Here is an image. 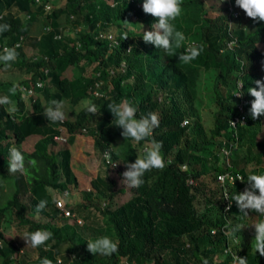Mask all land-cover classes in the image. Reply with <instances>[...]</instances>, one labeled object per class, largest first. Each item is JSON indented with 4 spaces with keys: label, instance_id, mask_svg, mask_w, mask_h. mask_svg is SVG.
<instances>
[{
    "label": "trees",
    "instance_id": "obj_1",
    "mask_svg": "<svg viewBox=\"0 0 264 264\" xmlns=\"http://www.w3.org/2000/svg\"><path fill=\"white\" fill-rule=\"evenodd\" d=\"M55 1L0 0V11H4L0 24L11 26L10 31L0 34V54L4 46L19 53L9 69L31 72L22 82L43 79L45 83L38 91L49 103L66 100L74 108L72 111L65 106L70 111L66 112L67 119L53 124L43 114L39 93L30 101L31 108L21 99L20 92L12 96L17 108L14 114L0 106V190H8L7 197L0 194V264H41L44 258L51 264H117L124 257L138 264H202V258H207L209 264H229L233 257L224 252L228 245L238 256L246 257L248 264H264V256L253 251L252 243L246 240L250 232H255L252 224L259 215L249 211L245 216L235 201L225 211L223 186L217 180L220 172H241L244 180L225 183L230 195L242 192L249 187L247 176L255 174L258 163L264 160V149L240 156L236 147L230 164L218 154L222 139H229L234 131L229 118L236 112V79L240 77L248 89L257 86L256 80H264V69L255 72L252 63L254 58L264 61V53L256 47L264 36V22L251 30L250 18L235 0L231 3L238 16L232 18V26L224 3L216 8V14L210 15L204 0H183V13L174 23L186 40L177 52L193 45H203L204 50L197 59L182 63L177 56L145 43L143 31H132L125 25V20L133 16L141 18L147 30L158 22L143 11L144 0H118L113 4L110 0H64L45 10L46 3ZM39 16L44 22L35 33ZM65 24L72 31H67ZM46 26L50 29L45 31ZM100 32H112L118 42L110 43ZM124 34L127 39H123ZM232 37L235 43L227 45ZM19 39L21 43L14 46ZM72 64L80 68L76 77L65 73ZM91 64L92 73L87 75L86 68ZM211 68L216 106L207 128L195 99L202 70ZM0 69L9 70L3 63ZM98 78L106 96L91 92ZM14 83L1 81L0 90L5 88L9 94ZM86 100L98 106L97 114L86 111ZM124 100L138 107L137 118L150 112L159 114L160 124L153 135L163 142L162 154L170 164L163 170L146 173L145 184L131 188L132 194L119 203L114 202L116 179L109 173L96 174L90 187L80 190L79 201L65 204L73 214L64 215L52 202L48 188L62 190L67 184H77L69 146L76 133H90L95 149L101 156L108 150L111 161L120 159L118 166L123 172L126 163L135 162L139 155L144 141H133L121 155L116 151L123 129L113 124L114 116L107 105ZM249 100L252 102L254 97L250 95ZM246 117L247 124L237 127L239 141H246L249 147L264 146V115L254 120L247 108ZM183 118H188L189 123L183 125ZM59 133L66 135V140L59 141L64 144L55 149L58 140L54 135ZM30 134L39 137L28 150L22 142ZM13 145L22 150L26 161L36 160V167L26 164L25 173H9V149ZM103 161L109 171L113 164ZM249 162L254 166L246 169ZM260 172L264 174V168L260 167ZM93 196L104 199L103 203L93 201ZM41 199L49 201L46 210L40 212L46 216L45 221L33 216ZM93 209L106 215L112 225L119 244V252L112 256H94L87 250L89 239L74 226L93 222ZM5 218L12 220L19 231L49 230L53 239L46 247L35 248L36 254L30 257L16 239L2 231ZM222 225H240L236 234L242 239L231 242ZM213 227L217 228L215 234L211 232Z\"/></svg>",
    "mask_w": 264,
    "mask_h": 264
},
{
    "label": "clouds",
    "instance_id": "obj_2",
    "mask_svg": "<svg viewBox=\"0 0 264 264\" xmlns=\"http://www.w3.org/2000/svg\"><path fill=\"white\" fill-rule=\"evenodd\" d=\"M235 4L240 7L246 15L255 22L264 21V0H235ZM183 0H144L143 11L150 14L157 19L158 22L152 25V30L143 31V40L145 43L153 44L157 49H162L169 56H177L182 63H190L197 59L204 50L203 45L197 47L195 45L188 47L184 52L178 53L177 50L183 47L186 40L185 35L177 30L175 21L183 13ZM126 21V20H125ZM11 26L8 24H0V34L10 31ZM103 38V37H102ZM110 38V37H109ZM128 35L124 34L123 39H127ZM19 53L15 48L5 47L3 53L0 54V63H3L5 69L12 67V64L17 60ZM257 87H250L248 92L254 100L251 103L250 115L256 120L264 115V80H256ZM243 84L239 85V91L234 92L233 96H242L241 91ZM18 92L23 93L24 89L19 84L14 83L9 89V95L0 96V106H5L10 114L17 111L12 96ZM27 93L21 96V99L27 103ZM109 111L113 114V124L121 129L122 136L126 139L139 143L144 141L143 155H137L135 162L126 163V171L122 173V183L128 188H139L145 184V174L151 172L153 169L163 170L170 164L166 161L162 154L163 142L157 141L154 138V129L159 127L160 117L156 112H150L147 115H142L137 118L138 107L133 105L130 101L124 100L120 102L113 101L107 105ZM85 109L88 113L93 115L99 111L95 103L87 102ZM43 114L47 117L49 122L62 124L67 119L65 105L62 100H52L44 109ZM103 158L111 164V153L105 151ZM9 173H25L26 164L36 167L37 161L32 159L26 161L22 150L13 145L9 149ZM239 179L244 180V177ZM249 187L244 191L229 195L225 192V199L235 201L239 212L245 216L249 215V211L256 213L260 217H264V174H249L247 176ZM257 190L258 193L257 194ZM75 194L64 192L63 194L53 195L52 202L56 203L58 207L63 208L65 204L73 203ZM49 201L47 199L39 200L36 206V213L46 210ZM229 203L228 208H231ZM255 229V236L252 241V249L256 253L259 252L264 256V218L259 219L252 224ZM241 230L240 225L235 227L226 225L225 235L231 240L235 234ZM213 234H215L213 232ZM53 233L46 229H38L34 232H24L20 234L26 242L27 246L32 248H39L47 246V242L53 239ZM17 236V235H16ZM15 237V236H14ZM87 250L94 256L99 254L102 256H112L119 252V244L109 236H100L94 240L87 241ZM230 251V250H229ZM41 264H51V261L44 258ZM202 264H209L207 258H202ZM233 264H248L246 257L238 255L233 256Z\"/></svg>",
    "mask_w": 264,
    "mask_h": 264
},
{
    "label": "rangeland",
    "instance_id": "obj_3",
    "mask_svg": "<svg viewBox=\"0 0 264 264\" xmlns=\"http://www.w3.org/2000/svg\"><path fill=\"white\" fill-rule=\"evenodd\" d=\"M63 1L64 0H56L51 5H60ZM204 1H205V7L207 8V11H208L207 14H210V15H214L217 13L216 8L222 2L221 0H204ZM61 19H62V24H63L64 23L63 18L61 17ZM43 22H44L43 16H39V19L35 22L36 23V28L34 30L35 33H38L40 31L43 25ZM65 25L67 27L66 29L67 31H72L73 29L72 27L68 28L69 25L68 26L67 24ZM125 25H127V28L132 31H148L147 26L144 25L141 18L139 17L133 16V18H129L128 20L125 21ZM213 70H214L213 68L209 70H202L201 77L198 80V88H197L198 95L195 99V104L197 105L201 120L207 128L211 126L212 113L215 110V106H216L215 94L213 90V83H214L213 82V77H214ZM65 73L69 77H76L80 73V68L77 65L72 64L68 66ZM91 73H92V64L87 66L86 68V74L91 75ZM30 76H31V72H23L22 70L16 69V68L9 69V70L0 69V82L11 80L18 84L19 82H22L28 79ZM38 93L39 91H37L36 94L33 95L34 97L32 96L28 97L27 103H25L28 108H31L30 101L32 100V98H35ZM9 94L6 92L5 88L4 89L2 88V90H0V96L9 95ZM38 97L41 100V104L44 108L49 106V101L43 94L39 93ZM11 98L13 102L15 103L14 97H11ZM87 101L88 100H86L85 102ZM63 102L66 107L68 106L71 108V105L68 103V101L65 100ZM71 110L73 111L74 108H71ZM65 111L68 113L69 110L65 109ZM37 137H38V134H30L22 142V146L28 150L32 149L33 143L37 139ZM63 144H64L63 142L58 141L56 145L54 146V148L58 149ZM131 144H133L132 140L130 139L125 140V138L122 136L118 140L116 151L121 155V153L125 151V149ZM69 146L71 149V166H72L73 171L75 172V175L77 178V184L76 185L67 184L66 187L62 190L48 188V194L50 198L53 199V195H59V194H63L64 192H70V193L75 194V199L73 201V203H75L79 201L81 198L80 190L83 188L90 187L91 178H93L96 174L105 175L106 173L107 174L109 173L117 181L116 183L117 194L115 196L114 202H117V203L122 202L123 200H125L127 197H129L132 194V189L126 187V185L122 183L123 170L122 169L119 170V166H118L119 165L118 162L120 159L115 160L117 161L116 164H113L112 162L114 161H112L111 163L113 164L112 165L113 167L110 168L109 171H107L108 167L105 166V161H103L104 159L102 158L103 156H101V153L95 149L93 145V137L90 133H76ZM245 146H248V145H245ZM245 146L243 147L242 144L239 145L237 151H239L240 156L243 155L245 150L249 151V149L251 150L252 148L248 146L249 147L248 149ZM142 148L141 150H139V155H143ZM254 149H257V147H254ZM253 166L254 164L252 162H249L247 163L246 169H250ZM190 181L192 182V179ZM7 193H8V190L6 188H4V190H0V194L3 195V197H5ZM92 199L93 201H96L97 203H100V204L103 203L104 201V199H102L101 197H96V196H93ZM33 216H35L36 218H40L43 221L46 220V216L41 215L40 213L37 214L36 212H34ZM90 217L93 219V222L83 221L81 225L74 224L76 229H78L79 233L83 234L89 240H94L100 236H105V235L109 236L114 241L116 240L112 225L109 222L106 215H102L100 212L93 209V214H91ZM1 229L6 234L7 237H13L14 239H16V241L19 244H21V246L27 251L28 256L34 257V255L36 254L35 248H32L30 245L27 246V242L21 236H19L20 234H23L24 232L22 230L21 231L17 230L12 220H10L9 218H5V220H3V222L1 223ZM251 233L252 232H250V235L247 236V239L246 238L245 239L252 243L254 236H255V232L252 234ZM240 239H242L241 235H239V240ZM15 258L16 257H14V260L16 261Z\"/></svg>",
    "mask_w": 264,
    "mask_h": 264
},
{
    "label": "built area",
    "instance_id": "obj_4",
    "mask_svg": "<svg viewBox=\"0 0 264 264\" xmlns=\"http://www.w3.org/2000/svg\"><path fill=\"white\" fill-rule=\"evenodd\" d=\"M36 1H39V0H36ZM116 1H118V0H110L111 4L115 3ZM221 1L225 5H227L228 14H229V22H230V20H232V18L238 16V11L233 8L231 0H221ZM50 7H51V4H49V3H46L44 5L45 10H48ZM3 14H4V11L1 10L0 11V18L3 16ZM49 29H50V26H46L44 30L46 31ZM56 35L60 36V34H56ZM99 35L104 36L107 39H109L110 43H117L118 42L117 38L113 35L112 32H107V33L100 32ZM20 43H21V40L19 39V41H17L14 46H18ZM5 47L6 46L3 47V50ZM127 49H129V47ZM123 64L124 63H122V65ZM47 71H48V69L45 68L44 73H47ZM97 74L99 75V72H97ZM44 83H45V81L43 79H36V80H28L27 82H19L18 84L20 85L21 88L24 89V92L21 94L25 95L27 93H31V95L28 96V97H31L34 94H36V92L39 90V88L43 87ZM240 84H242V82L240 80H237V87H236V89H234L233 93L240 90L239 89ZM241 91L243 92L242 96H235V99L237 101L236 107H235L236 112L229 118V125H230V127L234 128V131L232 133H230L231 134L230 139H228V138L222 139V146L220 147V150L218 151V154L226 161L227 164H230L231 153L239 144L238 135H237V127L247 124L245 105H246V103H248V99L245 96V93L243 91V87H242ZM91 92L95 96H103V95L106 96V89L102 87V80L101 79L98 78L95 80L94 85L92 86ZM181 123L183 125L187 124V123H189V119L183 118ZM54 138L58 141H65L66 135L59 133V134L54 135ZM105 151H108V150H104V152ZM103 153H102V155H103ZM112 163L116 164V162H112ZM182 167H185V164H183ZM240 177H242L240 172L236 173V172H232V171H227V172H220L217 174V180L223 186L224 198H223L222 203L224 205L225 211H227L229 209L228 208L229 203L232 204V200L225 199V192L226 191L230 195V191L228 190V186L225 182L234 183L237 180H241V179H239ZM61 209L63 210L64 215L73 214L70 210H68V208L63 207ZM262 218H264V217H260V219H262ZM77 221L81 222V219L77 218ZM221 229L225 232L226 225H222ZM216 230H217V228L213 227L211 229V232L215 233ZM237 241H239V235L235 234V237L233 239H231V242H237ZM224 252L225 253L229 252L232 255V257L234 255H238L235 251H233L231 249L230 245L226 246V248L224 249ZM117 264H138V263L136 261H131L130 259L124 257V258H121ZM229 264H233V258H232V262Z\"/></svg>",
    "mask_w": 264,
    "mask_h": 264
},
{
    "label": "crops",
    "instance_id": "obj_5",
    "mask_svg": "<svg viewBox=\"0 0 264 264\" xmlns=\"http://www.w3.org/2000/svg\"><path fill=\"white\" fill-rule=\"evenodd\" d=\"M246 17L247 18H249L247 15H246ZM230 22H231V20H230ZM229 22V25H231L232 26V22L230 23ZM248 22H250L251 24H253L251 27H250V29L251 30H254L255 28H256V26H254V25H256V24H260V22H255V21H253L251 18L249 19V21ZM264 22V21H263ZM264 24V23H263ZM233 43H235V38L234 37H232V39H229L228 40V43H227V45H232ZM256 47L258 48V50H260L262 53H264V36H263V39L262 40H260V41H258V42H256ZM253 70L255 71V72H260V71H262L263 69H264V61L262 60H260L259 58L257 59V58H254L253 59ZM237 80H240L241 82H242V84H243V81H242V79L240 78V77H238L237 79H236V81H235V83H236V86L234 87V89H236V87H237ZM257 87V86H256ZM234 91V90H233ZM243 91H244V93H245V96H246V98L248 99V103H246V105H245V113H246V111H247V108L248 109H250L251 108V101L249 100V96H250V93L248 92V88L246 87V88H244V84H243ZM235 97V96H234ZM235 100V104H236V99H234ZM251 102V103H250ZM38 137H39V135H38ZM37 137V138H38ZM229 137H231V134H230V136ZM259 137V136H258ZM230 139V138H229ZM238 142H239V144H238V146L237 147H239V145H243V147L245 146V145H248V143L245 141H243V143L242 142H240L239 141V138H238ZM245 144V145H244ZM23 147V146H22ZM245 147H247V148H249L248 146H245ZM254 147H257V149H254ZM24 148V147H23ZM253 148V149H252ZM252 148H251V150L249 149V151L248 150H245L244 151V154H243V156L244 155H249V154H251V153H253V152H256L257 150H263L264 149V146H260V145H255V146H252ZM243 150V149H242ZM262 164H264V160H263V162H262V160H261V163H258V165H257V170H256V173L255 174H261V172H260V167H262V168H264V166L262 165ZM241 173V172H240ZM241 175H242V173H241ZM259 219H260V216H259Z\"/></svg>",
    "mask_w": 264,
    "mask_h": 264
}]
</instances>
